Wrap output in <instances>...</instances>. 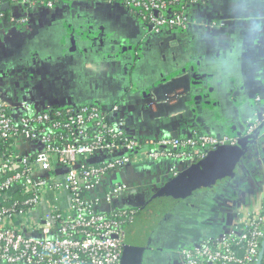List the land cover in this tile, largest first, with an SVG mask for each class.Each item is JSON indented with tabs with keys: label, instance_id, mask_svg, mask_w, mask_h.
I'll list each match as a JSON object with an SVG mask.
<instances>
[{
	"label": "crops",
	"instance_id": "0c3cea01",
	"mask_svg": "<svg viewBox=\"0 0 264 264\" xmlns=\"http://www.w3.org/2000/svg\"><path fill=\"white\" fill-rule=\"evenodd\" d=\"M0 2L7 12L0 19V99L7 105L104 101L110 109L118 106L112 117L136 138L194 129L243 137L260 116L264 0H200L185 28L162 34L147 30L123 0H56L53 7L32 9ZM256 131L245 156L216 177L223 189L212 187V178L198 185L210 184L195 199L186 200L187 193L172 205L142 264H179L181 248L200 238L207 223L221 228L243 206L264 207V118ZM163 164L139 153L115 172L110 182L128 185L115 206H144L167 184ZM208 207L216 214L202 223L196 218Z\"/></svg>",
	"mask_w": 264,
	"mask_h": 264
},
{
	"label": "built area",
	"instance_id": "2783aa9c",
	"mask_svg": "<svg viewBox=\"0 0 264 264\" xmlns=\"http://www.w3.org/2000/svg\"><path fill=\"white\" fill-rule=\"evenodd\" d=\"M7 1L25 8L56 4ZM199 2L123 0L155 34L185 28ZM0 19H6L1 2ZM21 100L11 106L0 99V264H122L139 208L115 206L128 185L112 184L110 177L144 153L167 164L168 183L241 139L199 129L176 137L136 138L120 117H112L110 110L118 106L110 109L104 101L71 103L63 113ZM257 101L260 116L250 133L264 118V98ZM63 114L64 121L55 117ZM203 230L181 248L179 264H264L263 206H243L231 225L207 223Z\"/></svg>",
	"mask_w": 264,
	"mask_h": 264
},
{
	"label": "water",
	"instance_id": "95a60500",
	"mask_svg": "<svg viewBox=\"0 0 264 264\" xmlns=\"http://www.w3.org/2000/svg\"><path fill=\"white\" fill-rule=\"evenodd\" d=\"M255 140L256 133H251L241 138L238 144L213 152L208 159L183 172L177 178L172 179L155 193L144 206L139 208L140 213L137 219L128 229V246L122 264H142L147 244L158 226L157 222L166 214L167 210L196 188L199 185L200 177L206 179V181H211L233 160L244 157ZM219 159H221V162L218 161ZM203 164L212 168L217 164L212 177L199 174V168ZM153 218H157V221L155 222Z\"/></svg>",
	"mask_w": 264,
	"mask_h": 264
},
{
	"label": "rangeland",
	"instance_id": "374dc122",
	"mask_svg": "<svg viewBox=\"0 0 264 264\" xmlns=\"http://www.w3.org/2000/svg\"><path fill=\"white\" fill-rule=\"evenodd\" d=\"M166 167H167V164L164 162V164H163V168L164 169H166ZM216 177H218V175L216 176ZM216 177H214L213 178V180H212V182H210L211 183V185H212V187H218V188H220L221 187V189H223L224 187H225V184L223 185V184H221V183H219V181H218V179L216 178ZM206 181V179H201L199 182H198V184L200 185V184H203L204 182ZM210 184H205V185H202V186H200L199 188H195L196 190H194V193H192V194H190L189 196H188V194L190 193H188L187 194V197H184V198H186V200H188V201H191V199H195V197H196V195H197V193L196 192H198V191H200L202 188L203 189H205V190H207L208 189V186H209ZM192 192V191H191ZM146 201V200H145ZM148 201V200H147ZM146 201V202H147ZM117 202V201H116ZM145 202V203H146ZM132 203V202H131ZM138 203H135V205H137ZM204 204H205V200H203V203H202V205H199L200 207H202V206H204ZM134 205V204H133ZM145 205V204H144ZM221 206V205H220ZM224 206V208H228L227 206H225V204L223 205ZM206 207V206H205ZM136 208V207H135ZM230 209H233V207L232 208H230ZM197 209L195 208V211H196ZM205 214H201V215H199V217L198 218H196V219H200V220H202V219H205L202 223H204V222H206L207 223V221L209 222L210 220L208 219V215L207 214H209V216L210 215H212L211 216V218H213L214 216H215V209L213 208V211H211V207H208V209L207 210H205V212H204ZM204 215H206V216H204ZM195 216V215H194ZM203 217V218H202ZM190 219L191 218H193V215L191 216V217H189ZM214 219V218H213ZM211 222V221H210ZM209 222V223H210ZM216 224H218V222L216 223ZM200 226H203L202 224L201 225H197V227H200ZM206 226V225H205ZM202 228V227H201ZM147 246H148V244H147Z\"/></svg>",
	"mask_w": 264,
	"mask_h": 264
},
{
	"label": "trees",
	"instance_id": "16d2710c",
	"mask_svg": "<svg viewBox=\"0 0 264 264\" xmlns=\"http://www.w3.org/2000/svg\"><path fill=\"white\" fill-rule=\"evenodd\" d=\"M33 7H30V9H32ZM7 12H5V14H6ZM147 30H149L150 31V29L148 28ZM69 104H67V105H52V107H54V108H56L55 110H57V109H63V113L65 112V107L66 106H68ZM57 119H59V120H62V121H64L65 119H66V115L65 114H63L62 116H55ZM254 133H256V136H257V134L259 133V131H256V132H254ZM239 137H241V138H243L242 136H239ZM248 141V140H247ZM219 162H221V159H219L218 160ZM217 165V164H216ZM215 165V167L214 168H212V167H210L209 165H206V164H203V165H201V167L199 168V174L200 175H202V174H207V175H210L209 177H212L213 176V174L215 173V170H216V168H217V166ZM218 166H219V164H218ZM207 172V173H206ZM200 177V176H199ZM201 180V177H200V179H199V181ZM171 208V207H170ZM169 208V209H170ZM169 209L167 210V211H169ZM140 213V209H138V214ZM153 220L156 222L157 221V218H153Z\"/></svg>",
	"mask_w": 264,
	"mask_h": 264
},
{
	"label": "flooded vegetation",
	"instance_id": "af4514ba",
	"mask_svg": "<svg viewBox=\"0 0 264 264\" xmlns=\"http://www.w3.org/2000/svg\"><path fill=\"white\" fill-rule=\"evenodd\" d=\"M158 222H159V220H158ZM158 222H157V224H158Z\"/></svg>",
	"mask_w": 264,
	"mask_h": 264
}]
</instances>
